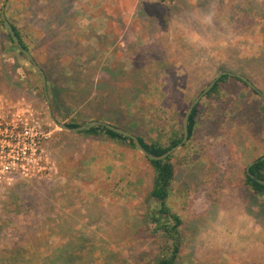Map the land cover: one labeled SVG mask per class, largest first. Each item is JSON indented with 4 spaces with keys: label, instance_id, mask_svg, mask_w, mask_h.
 I'll return each instance as SVG.
<instances>
[{
    "label": "rangeland",
    "instance_id": "374dc122",
    "mask_svg": "<svg viewBox=\"0 0 264 264\" xmlns=\"http://www.w3.org/2000/svg\"><path fill=\"white\" fill-rule=\"evenodd\" d=\"M6 12L48 77L61 123L99 120L168 146L220 72L264 94V0H9ZM8 46L0 23V94L37 115L47 172L0 179V249L22 246L41 264L155 262L151 163L128 142L57 127L40 75ZM200 111L171 158L177 264H264V198L245 185L264 156V100L230 77Z\"/></svg>",
    "mask_w": 264,
    "mask_h": 264
},
{
    "label": "trees",
    "instance_id": "16d2710c",
    "mask_svg": "<svg viewBox=\"0 0 264 264\" xmlns=\"http://www.w3.org/2000/svg\"><path fill=\"white\" fill-rule=\"evenodd\" d=\"M7 18L10 21L13 29L15 30L23 46L31 52L29 46L25 43L19 28L15 25L12 19L8 17V15ZM0 23L3 26V28L6 30L9 39V46L7 48L8 53L17 51L20 56L25 57L15 45L12 36L7 31L6 27L4 26V23L1 21V18H0ZM229 78L230 76L222 77L206 96L210 98L215 94L217 95L219 93L221 84L224 83ZM238 80L241 81L240 79ZM241 82L244 85L248 86L243 81ZM253 92L257 95L261 94L258 88L256 90H253ZM52 97H54V95ZM51 104L52 106H55L53 98ZM200 116H201V111H200V103H199L195 107L189 120V133H190L189 141L195 135L196 129L198 128L199 125ZM67 125L70 127L80 126V124L78 123H67ZM80 133L98 136V137L104 136L109 139L128 142L132 147L136 149V146L132 139L120 135L104 126H98L90 130H85ZM182 139H183V132L181 136H178L175 139H173L170 145L163 146L162 144L157 142L147 143L146 141H144L142 138L139 137V140L141 144L144 146V148L149 153L157 156L166 153L170 148L178 144ZM171 158L172 155L167 159L160 161L147 158V160L151 163L152 167L154 168V185H153V190L151 192V198L158 205L157 207H153L150 210L149 212L150 217L148 223L155 227L154 232L156 234L162 236V243H163L158 259L155 262L149 264H177L182 252L183 237H182L181 227L183 225V220L177 213H175L170 208V206H168V199L171 196L173 190V183L176 176L175 164L171 161ZM250 173L254 177H252L250 174L246 172L245 185L250 190H252L255 195L264 198V185L257 181V179L264 180V161H260L254 164L250 169ZM1 229H3V227H1L0 230ZM34 248L36 249L37 246H35ZM36 253L38 252L36 251ZM32 256L33 254H30V250L22 246L17 245L13 247H6L0 249V264H41V262L37 263L36 261H34L32 259Z\"/></svg>",
    "mask_w": 264,
    "mask_h": 264
},
{
    "label": "built area",
    "instance_id": "2783aa9c",
    "mask_svg": "<svg viewBox=\"0 0 264 264\" xmlns=\"http://www.w3.org/2000/svg\"><path fill=\"white\" fill-rule=\"evenodd\" d=\"M33 117L37 115L31 110L22 112L19 104L0 94V179L9 184L17 175L34 178L47 172V160L39 147L44 130L34 126Z\"/></svg>",
    "mask_w": 264,
    "mask_h": 264
},
{
    "label": "water",
    "instance_id": "95a60500",
    "mask_svg": "<svg viewBox=\"0 0 264 264\" xmlns=\"http://www.w3.org/2000/svg\"><path fill=\"white\" fill-rule=\"evenodd\" d=\"M9 0H3L2 3V7H1V12H0V18L1 21L4 23V26L6 27L7 31L9 32V34L12 36V39L15 43V45L17 46V48L19 49V51L26 57L29 59V61L31 62V64L34 66V70L37 74L40 75L41 77V81H42V86H43V90H44V96L45 99L47 101L48 107H49V113H50V117L52 119V121L54 122V124L59 127L62 130L65 131H69V132H73V133H79V132H83L85 130H90L92 128L98 127V126H104L120 135H123L125 137H128L130 139L133 140L136 149L141 152L145 157L152 159V160H165L168 157H170L171 155H173L175 152L179 151L180 149H182L185 144H187V142L189 141L190 138V133H189V120L190 117L195 109V107L200 103V101L202 100V98H204L216 85V83L224 76H230V77H235L240 79L241 81H243L244 83H246L250 88H252L253 90H256L257 87L253 84V82L251 80H249L247 77L238 74V73H233V72H229V71H222L218 74V76L212 80L210 82V84L203 90V92L194 100V102L189 106V108L186 110L185 112V116H184V120H183V139L176 144L175 146H173L172 148H170L166 153H164L163 155L157 156L154 154L149 153L144 146L141 144L139 137L135 134H133L132 132L125 130L123 128L114 126L110 123L107 122H102L99 120H93V121H89L86 122L85 124H82L78 127H70L65 123H61L57 120V118L55 117L54 113H53V109H52V105H51V98L49 95V90H48V79H47V75L44 71V69L42 68V66H40V64L36 61L35 57L33 56V54L27 50L23 44L21 43L19 37L17 36L15 30L13 29L10 21L7 18L6 15V8H7V4H8ZM261 96L264 100V94L261 93ZM260 161H264V156L258 158L257 160L251 162L248 167L246 168V172L248 174H250L252 177H254L251 173H250V169L251 167L260 162ZM257 181L261 184L264 185V180L262 179H257Z\"/></svg>",
    "mask_w": 264,
    "mask_h": 264
}]
</instances>
